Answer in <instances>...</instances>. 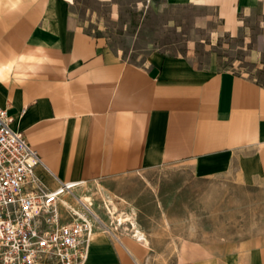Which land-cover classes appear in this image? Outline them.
<instances>
[{
	"label": "crops",
	"instance_id": "crops-1",
	"mask_svg": "<svg viewBox=\"0 0 264 264\" xmlns=\"http://www.w3.org/2000/svg\"><path fill=\"white\" fill-rule=\"evenodd\" d=\"M164 1L203 8L201 20L213 16L242 44L264 41V0ZM78 3L0 0V105L52 183L185 166L264 191V85L218 67L213 53L207 66L160 50L129 60L87 29ZM133 205L143 235L129 233L147 243ZM108 229L103 222L94 232L85 264H150ZM261 236L191 245L164 264H264Z\"/></svg>",
	"mask_w": 264,
	"mask_h": 264
},
{
	"label": "rangeland",
	"instance_id": "rangeland-1",
	"mask_svg": "<svg viewBox=\"0 0 264 264\" xmlns=\"http://www.w3.org/2000/svg\"><path fill=\"white\" fill-rule=\"evenodd\" d=\"M78 14L88 30L107 39L124 57L144 62L156 50L187 55L198 66L216 56L220 68L244 73L264 85V41L242 44L230 37L217 20H201L200 7H176L164 0H79ZM101 220L116 233L114 239L137 245L150 264L172 262L200 244L209 249L220 241L264 237V191L243 187L233 175L198 177L185 166L144 169L111 179L83 182ZM109 199L121 212H135L148 242L132 236L130 227L116 225ZM133 203V204H132ZM118 223V222H117ZM101 228V227H100Z\"/></svg>",
	"mask_w": 264,
	"mask_h": 264
},
{
	"label": "built area",
	"instance_id": "built-area-1",
	"mask_svg": "<svg viewBox=\"0 0 264 264\" xmlns=\"http://www.w3.org/2000/svg\"><path fill=\"white\" fill-rule=\"evenodd\" d=\"M0 105V264H85L99 215L82 180L54 185Z\"/></svg>",
	"mask_w": 264,
	"mask_h": 264
},
{
	"label": "bare ground",
	"instance_id": "bare-ground-1",
	"mask_svg": "<svg viewBox=\"0 0 264 264\" xmlns=\"http://www.w3.org/2000/svg\"><path fill=\"white\" fill-rule=\"evenodd\" d=\"M82 185H83V182H82ZM83 199L93 206V202L91 201V198H89L88 196H85L83 197ZM109 202L110 203H107V208L109 210V213H111L112 216L116 219V222H118L119 225H123V226H126L128 224L133 229L132 231L135 232L137 237H142L143 233H141V231L139 232V229L136 225V219L134 218V216H132V213H129V212L126 213L125 211L121 212L118 209L117 204L114 201L109 199ZM102 223L103 221L100 218L99 226H101Z\"/></svg>",
	"mask_w": 264,
	"mask_h": 264
}]
</instances>
